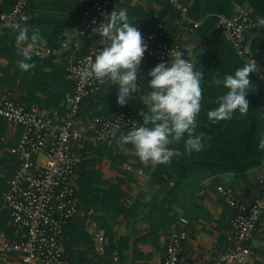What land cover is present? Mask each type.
I'll return each mask as SVG.
<instances>
[{
  "label": "crops",
  "instance_id": "0c3cea01",
  "mask_svg": "<svg viewBox=\"0 0 264 264\" xmlns=\"http://www.w3.org/2000/svg\"><path fill=\"white\" fill-rule=\"evenodd\" d=\"M91 0H35V6L23 14L7 20L0 31V42L9 32L16 34L20 27L29 32L38 30L46 41L37 43L32 57L33 67L27 71L19 67V59L2 51L0 45V97H9L27 105L37 104L44 112L50 107L62 108L63 93L71 89L64 68L85 54L96 33L82 34L80 13ZM189 6L195 0H181ZM13 0H0V12L11 9ZM220 7L225 12L219 11ZM249 7L247 0H207L199 8L197 27L182 21L168 0H114L110 12L126 8L129 19L143 35L155 27V15L162 19L165 36L181 43L186 59L198 60L210 47L209 36L220 38L215 31L218 14L231 16ZM208 18H215L209 22ZM33 19L34 22H27ZM26 20L25 23H22ZM251 33L246 55L254 57L264 79V51L253 52ZM12 47L17 51L16 39ZM49 50V51H48ZM38 52V53H37ZM255 55V56H254ZM167 61V60H164ZM160 61L148 62L137 77L138 92L125 105L117 103V86L104 87L96 98H86L74 120L82 136L73 143V151L81 157V178L77 184L80 206L66 225L62 245L68 254V264H105L111 256L118 264H162L165 241L173 230L184 229L187 240L182 249L183 259L211 262L217 254L230 250L234 238L230 230L231 207L217 190V186H231L237 197L249 199L258 193V179L264 174L262 163L241 173L199 172L179 187L172 188L167 177L152 175L155 166L142 162L131 144L121 145L119 138L95 142L87 128L88 118L109 116L116 109L147 111L141 97L148 92V70ZM143 121L141 122V124ZM21 127L9 124L0 116V195L12 174L15 144ZM120 192L124 193L119 196ZM127 211L119 210L118 205ZM92 213H87L88 210ZM104 234L103 254L96 249V237ZM24 238V229L12 221L0 196V264H36L27 261L19 250L10 246ZM113 242L110 254L107 249ZM249 256L243 264H264V214L261 215L248 242Z\"/></svg>",
  "mask_w": 264,
  "mask_h": 264
},
{
  "label": "built area",
  "instance_id": "2783aa9c",
  "mask_svg": "<svg viewBox=\"0 0 264 264\" xmlns=\"http://www.w3.org/2000/svg\"><path fill=\"white\" fill-rule=\"evenodd\" d=\"M177 10L182 21H199L189 16V6L181 0H168ZM114 0H91L80 14V33L85 34L104 19L110 12ZM28 0H13L7 12H0V31L7 20L23 14ZM152 30L143 33L148 47L141 60L140 68L151 61L171 59L169 52L186 54L181 43L165 36L162 19L155 15ZM260 27L249 7L231 16L218 14L215 31L233 46L235 52L246 61L254 57L246 55L249 35ZM98 33L88 51L70 62L65 68V77L73 85L63 93L62 108L50 107L44 112L37 104L25 103L9 97H0V116L9 124L21 127L18 140L10 147L17 155L12 174L1 191V199L9 211L12 221L24 229V238L13 241L10 246L23 253L27 261L36 264H68L69 258L62 245L66 225L77 213L80 200L77 184L81 178V157L73 151V143L82 136L74 120L80 104L88 97H97L108 81L83 80L79 71L86 66L95 52L102 46ZM49 51V50H48ZM38 53V52H37ZM255 62V59H254ZM141 125L140 112L131 109H116L109 116H95L86 121L95 142L107 138H119L132 128ZM217 190L231 207L229 226L234 246L220 252L209 263L183 259V245L187 240L184 229L173 230L165 241L162 264H243L249 256L248 242L264 214V174L258 179V193L249 199L236 196L233 188L218 185ZM89 214L92 210H88ZM96 249L103 254L104 234L96 237Z\"/></svg>",
  "mask_w": 264,
  "mask_h": 264
},
{
  "label": "clouds",
  "instance_id": "9594fccd",
  "mask_svg": "<svg viewBox=\"0 0 264 264\" xmlns=\"http://www.w3.org/2000/svg\"><path fill=\"white\" fill-rule=\"evenodd\" d=\"M126 8L106 13L104 19L92 31L101 37L102 45L82 67L79 76L83 80L108 81L117 85V103L125 105L138 92L137 77L140 64L148 47L140 29L131 22ZM258 22L264 25V17ZM15 34L19 67L27 71L33 67L32 57L37 43L46 41L38 30L29 32V26H17ZM171 59L152 66L147 76L148 92L141 97L147 111L140 110L143 123L119 137L121 145L131 144L139 159L152 166L170 164L175 157L203 149V132L196 131L197 115L201 111L204 72L195 67L197 62L184 58L179 52H169ZM258 71L254 59L237 67L223 77L213 76L212 83L223 91L215 98V107L207 111V119L216 124L228 120L236 112L249 110L247 94L254 87L251 72ZM183 141V151L173 145ZM257 148L264 150V133Z\"/></svg>",
  "mask_w": 264,
  "mask_h": 264
},
{
  "label": "trees",
  "instance_id": "16d2710c",
  "mask_svg": "<svg viewBox=\"0 0 264 264\" xmlns=\"http://www.w3.org/2000/svg\"><path fill=\"white\" fill-rule=\"evenodd\" d=\"M204 2H207V0H195L191 14L189 12V16L193 20L200 17L201 11L199 8ZM247 2L255 19L259 20V18L264 17V0H247ZM35 6H37L35 0H28L25 11L31 10ZM219 11L225 12V8L220 7ZM208 19L209 22L215 21V18ZM25 22L26 20H23L20 24ZM27 22H34V20L29 19ZM254 33L252 50L254 52L257 48L258 54H261L264 51V25L260 24V27ZM14 38L15 34L9 32L2 38L0 45L2 51L11 53L15 58L21 59L18 52L11 45ZM209 40V49L195 64L197 69L204 72L201 83V111L196 118V131L203 132L204 147L199 152L175 157L170 164H158L152 171L153 176L167 177V183H171L172 188L179 187L189 177L199 172L209 174L220 172L241 173L260 165L264 159V150L257 148L260 135L264 133V79L259 70L249 74L254 87L247 94L249 110L246 114L236 112L231 119L221 120L216 124H212L207 119V111L216 106L214 103L215 98L223 91L221 86L212 83L213 76L223 77L226 73L234 72L237 67L248 62L241 58L235 52L231 43L225 41L221 36L215 38L210 35ZM72 87L71 83V89ZM140 120L143 121L141 115ZM173 147L179 148L182 152L183 141L178 145H173ZM14 155L17 160V155ZM123 194L120 192L119 196H123ZM118 208L127 214L121 204L118 205ZM114 248L113 242H110L107 253L110 254ZM105 264H118V262L109 256Z\"/></svg>",
  "mask_w": 264,
  "mask_h": 264
}]
</instances>
